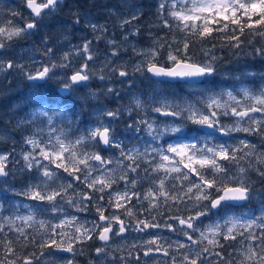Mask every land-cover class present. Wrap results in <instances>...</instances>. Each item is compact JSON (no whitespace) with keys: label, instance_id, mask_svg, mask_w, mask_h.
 I'll return each instance as SVG.
<instances>
[{"label":"snow or ice","instance_id":"obj_1","mask_svg":"<svg viewBox=\"0 0 264 264\" xmlns=\"http://www.w3.org/2000/svg\"><path fill=\"white\" fill-rule=\"evenodd\" d=\"M23 3L30 18L18 11L6 14L12 19L0 16V50L36 34L64 0ZM72 15L79 24V12ZM141 15L136 10L119 20L125 44L140 35L135 22ZM17 17L22 24L16 22ZM156 19L157 27L172 31V37L152 38L150 32L151 45H132V52L140 57L133 71L150 73L158 84L180 81L195 87L215 76L221 59L214 54L217 44L202 47L205 58L197 60L191 53L196 43L218 40L220 48L239 55L244 49L241 37L247 33L251 52L244 54L264 58V45L255 46L257 36L264 39V0H158ZM87 27L93 39L109 45L107 57L119 59L121 44L107 38L106 25L89 22ZM65 42L68 50L52 59L55 46L50 47L51 39L44 36L42 59L35 71L0 55V73L16 69L28 81L39 82L35 87L40 92L29 119L18 125L35 126L23 140L28 150L20 154L23 168L19 171L29 173L30 182L17 193L30 203L15 206L12 215H0V264H76L75 257L91 241L102 245L94 249L95 260L90 264H264V187H256L257 182H264V84L208 92L195 103L166 96L153 98L155 107L139 97L126 109H106L98 103L95 120L81 131L77 113L64 103L67 97L78 89H90L94 79L129 78L130 73L126 64L114 66L107 57L98 69L90 67L97 59L92 40L72 44L64 37L58 41ZM77 60L81 61L78 66ZM52 80L59 84L57 96H65L44 97L42 89ZM105 94L119 95L111 87L89 91L93 99ZM125 111L132 121L125 131H143L149 138L143 151L139 140L126 143L117 136L115 124ZM226 119L232 122L223 123ZM233 133L258 137L260 143L247 137L234 143L217 141L218 134L232 140ZM11 155L0 153V181L5 184L14 174L9 168ZM144 183L148 187L140 191ZM252 200L259 202L254 211L232 213ZM89 205L97 217L92 221L67 211L87 212ZM21 208L26 214H20ZM209 214L220 218L205 225L203 219ZM165 229L183 239L164 236L161 230ZM131 232L148 239L135 240L127 250L121 245L112 247L114 238ZM21 242L24 250L37 251L20 254L17 245ZM226 248L231 249L227 255ZM125 251L126 255H117Z\"/></svg>","mask_w":264,"mask_h":264},{"label":"rangeland","instance_id":"obj_2","mask_svg":"<svg viewBox=\"0 0 264 264\" xmlns=\"http://www.w3.org/2000/svg\"><path fill=\"white\" fill-rule=\"evenodd\" d=\"M141 1L142 0H64L58 13L53 18L46 19L44 21V26H42L36 34L26 36L23 39L13 42L11 48L0 50V55H3L5 60L12 59L16 63L25 64L27 71H35V69L39 67V62L42 59L39 53L44 49L42 44L44 36H48L51 39L50 47L55 46V55L52 59H58L64 51L68 50L66 47L67 42L63 44L58 43V41H61L64 37H67L68 41L72 44H80L83 40H92L93 49L97 52V59L94 64H90V67L98 69L111 49L105 40L96 41L93 39L94 34L91 29L87 27V24L91 22L106 25L108 28L107 38H114L121 44L119 59L113 57L107 58L113 60L114 66L126 64L130 77L122 78L118 75H113L110 80L100 81L99 79H94L89 82L90 89H78L74 95L67 97L77 98L78 96H86L91 100L89 115L83 117L78 124L81 131L95 120V109L98 103L103 105L106 109H126L132 105L134 97H139L146 105L155 107L158 105L153 103V98L159 100L161 97L165 96L169 99L187 100L195 103L197 100L207 95L208 92H220L222 89H239L242 86L253 88L264 84V80H261V77H264V69L260 70L258 73H254V77L247 76L246 78L233 73L226 67H220L218 64V71L215 76L206 78L204 83L195 87L183 84L182 82L158 84L157 80L152 79L147 72L135 73L133 71V66L140 57L133 55L132 45H135L137 48L149 47L151 45V38L149 37L150 32L152 33V38L155 36H166L170 39L172 37L167 29L157 27L159 23L156 19L158 0H146V4H148L147 12H145V7ZM23 7L26 8L23 0H0V16H3L5 19H12L11 16L6 14L10 11H18L24 17L30 18V14L23 13ZM136 10L142 13L140 19L135 22V26L140 28V35L130 37L129 41L125 44L122 39L123 35H125V30L119 27V20L129 16ZM74 12H79L80 14L79 24L74 23L75 17L72 15ZM15 19L17 23H23L18 17ZM131 28L132 26H128V30H131ZM255 41L256 47L264 45V39L259 36ZM125 49L126 53L124 51ZM198 57H200L199 60L205 58L203 53L201 56L198 55ZM258 58L262 61L264 59L259 56ZM33 61H35V63H33ZM80 62L81 61L77 60L75 63L78 66ZM247 73L250 72H245V74ZM129 79L132 80V83H129ZM51 82L53 83V89L58 92L59 84L57 81L52 80L48 83ZM35 83L39 82L28 81L25 75L16 69L9 70L7 73H0V137H2V139H0V153H12L9 157V168L13 169L14 173L8 178L7 184L0 181V198L2 199V196H5V199H2L5 201L4 211L1 212L0 209V215L3 216L12 215L14 207L17 205L30 203L26 197L17 195V193L26 188L27 184L30 182V174L19 171V169L23 168V160L20 154L28 150L23 140L32 133L35 126L28 124L18 125L21 120L26 121L29 119L28 113L35 107L34 98L40 95V92H38L35 87ZM108 87L116 89L119 95L105 94L101 95L98 99H93L89 96L90 90H105ZM42 92L46 98L52 100L59 98L57 95L50 97V93L46 91L45 85ZM60 95L65 96L66 94L60 93ZM141 115H143V112H141ZM152 115L158 120H164L159 114ZM133 118L135 119L137 117L134 115ZM131 122L128 113L125 111L120 120L115 124L117 136L126 143L129 141L136 143L137 140H139V146L141 151H143L144 141L149 138L143 131L140 133L125 131L127 125ZM231 122V120L227 119L223 121V123ZM232 135L234 138L232 140H228L227 137L223 138L217 136V141L227 140L228 143H234L235 140L247 137V139L251 140L253 143H260L258 137L247 136L245 133H233ZM108 154L109 153H104V155ZM114 154L118 155V153ZM17 161L19 163H15ZM252 179H257L254 174H252ZM120 186L123 187L122 184ZM147 187L148 184L144 183L139 186V190L143 191ZM256 187H264V182H257ZM258 203V200H252L245 203L243 207L232 209V213L239 215L249 210L254 211L258 207ZM133 204H135V200H133ZM67 211L71 214L78 215L81 220L92 221L97 219L92 205H89V210L87 212L76 213L75 210L71 208L67 209ZM20 214H26L23 208L20 209ZM105 214L107 215L108 213L106 212ZM171 214L174 215L176 213ZM184 214L188 215L187 212ZM39 218L40 217H38V219ZM219 218L218 215L209 214V217L203 219V224L212 223ZM159 219L163 222V218ZM161 231L164 236H171L173 240L183 239L182 236L177 237L175 234L169 233L166 229ZM139 239H148V236H142L139 233L131 232L126 234L123 238H114L112 247L115 248L117 245H121L127 250L129 244ZM101 245V243L97 244L95 241L89 242L88 245L84 246V253L75 257L76 264H90V261L95 260L94 249ZM228 251H231V249H224L225 255H227ZM64 255L69 256V254ZM117 255H126V251L124 253H118ZM52 259V257H45V260ZM117 264H119V261H117Z\"/></svg>","mask_w":264,"mask_h":264},{"label":"trees","instance_id":"obj_3","mask_svg":"<svg viewBox=\"0 0 264 264\" xmlns=\"http://www.w3.org/2000/svg\"><path fill=\"white\" fill-rule=\"evenodd\" d=\"M145 7V12H147L148 9V4L146 0L141 1ZM23 13H25V8H22ZM169 31V30H168ZM169 34L173 35L172 31H169ZM177 36H180L181 33L176 32L175 33ZM258 37V36H257ZM255 38V40L257 39ZM251 37L247 35V33L241 37V39L244 41V49L240 52L239 55H234L233 52L235 50L230 49V48H220L219 47V41L218 40H212L205 42L204 45H201L199 43H196L192 46L191 48V53L194 55V58L199 60L200 57L198 55H202V47H211L212 44H217V48L215 50V55L218 57H221V59L217 62V64L220 67H226L227 69H230L233 73L238 74L239 76L246 77L245 72H250V73H258L260 70L264 69V59L263 61L258 58V56H251V55H245V52H251V49L247 47L248 40ZM256 42V41H255ZM51 85L48 86V91L49 93H53V95H57V92L51 87L52 82L50 83ZM62 96V95H60ZM59 96V98H60ZM58 98V99H59ZM65 105L69 109H74L75 112L77 113L79 120H81L83 117L86 115L88 116L90 113V103L91 100H89L86 96H78L77 98H67L64 101ZM88 106V107H87ZM87 107V109H86ZM22 243L21 245H17L18 252L20 254L27 252H33L36 249L29 247L28 249L24 250L22 248ZM3 257V252L0 251V258Z\"/></svg>","mask_w":264,"mask_h":264},{"label":"water","instance_id":"obj_4","mask_svg":"<svg viewBox=\"0 0 264 264\" xmlns=\"http://www.w3.org/2000/svg\"><path fill=\"white\" fill-rule=\"evenodd\" d=\"M150 74V73H149ZM151 75V74H150ZM151 77H152V75H151ZM152 78H154V79H157V78H155V77H152ZM207 131V130H206ZM219 135V134H218ZM220 136V135H219Z\"/></svg>","mask_w":264,"mask_h":264}]
</instances>
